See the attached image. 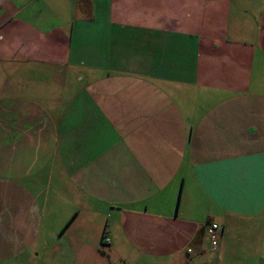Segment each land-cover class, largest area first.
Wrapping results in <instances>:
<instances>
[{
    "label": "crops",
    "instance_id": "obj_1",
    "mask_svg": "<svg viewBox=\"0 0 264 264\" xmlns=\"http://www.w3.org/2000/svg\"><path fill=\"white\" fill-rule=\"evenodd\" d=\"M48 204L76 260L261 250L264 0H0V254Z\"/></svg>",
    "mask_w": 264,
    "mask_h": 264
},
{
    "label": "rangeland",
    "instance_id": "obj_2",
    "mask_svg": "<svg viewBox=\"0 0 264 264\" xmlns=\"http://www.w3.org/2000/svg\"><path fill=\"white\" fill-rule=\"evenodd\" d=\"M37 182H44L42 178L35 180ZM53 187H55V181L53 182ZM50 203V202H49ZM47 220L44 225L39 227V238H37L34 243L29 246L23 253L6 255L0 254V264H102L103 261L100 259L96 260H86L71 257L66 253V242L65 239H60V223L64 219L66 212H61L59 207L54 204H48L47 208ZM264 224V222H263ZM257 229L255 228L254 233L257 235ZM57 231V232H55ZM255 239V238H254ZM56 241L63 243V249H56ZM247 247V248H246ZM231 247L227 248V255L230 257ZM258 254L264 255V243L262 249L259 250L257 242L252 240L249 243L240 242L238 246L233 251V259L235 264H264V257L260 259L256 258ZM250 257H246V256ZM255 257V258H252ZM100 257V256H99ZM225 259V258H224ZM108 264V263H104ZM210 264H215L211 261ZM220 264H231L230 260H224Z\"/></svg>",
    "mask_w": 264,
    "mask_h": 264
},
{
    "label": "built area",
    "instance_id": "obj_3",
    "mask_svg": "<svg viewBox=\"0 0 264 264\" xmlns=\"http://www.w3.org/2000/svg\"><path fill=\"white\" fill-rule=\"evenodd\" d=\"M206 235L214 248H217L220 243V225L216 221H209L206 224ZM103 241L109 242V237L103 236Z\"/></svg>",
    "mask_w": 264,
    "mask_h": 264
},
{
    "label": "trees",
    "instance_id": "obj_4",
    "mask_svg": "<svg viewBox=\"0 0 264 264\" xmlns=\"http://www.w3.org/2000/svg\"><path fill=\"white\" fill-rule=\"evenodd\" d=\"M72 219V218H71ZM71 221V220H70ZM70 221H69V223H70Z\"/></svg>",
    "mask_w": 264,
    "mask_h": 264
}]
</instances>
